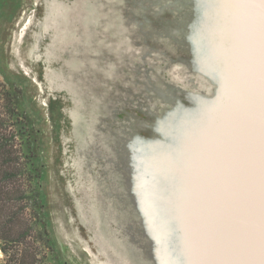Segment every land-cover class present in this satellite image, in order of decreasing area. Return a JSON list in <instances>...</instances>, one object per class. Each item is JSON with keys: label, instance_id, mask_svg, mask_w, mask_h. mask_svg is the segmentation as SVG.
Wrapping results in <instances>:
<instances>
[{"label": "rangeland", "instance_id": "1", "mask_svg": "<svg viewBox=\"0 0 264 264\" xmlns=\"http://www.w3.org/2000/svg\"><path fill=\"white\" fill-rule=\"evenodd\" d=\"M0 83L55 262L264 264V0H0Z\"/></svg>", "mask_w": 264, "mask_h": 264}, {"label": "trees", "instance_id": "2", "mask_svg": "<svg viewBox=\"0 0 264 264\" xmlns=\"http://www.w3.org/2000/svg\"><path fill=\"white\" fill-rule=\"evenodd\" d=\"M17 105V94L0 83V248L5 264H62L46 224L40 190L37 132ZM33 237L50 261L37 259ZM19 246L22 248L19 249Z\"/></svg>", "mask_w": 264, "mask_h": 264}]
</instances>
